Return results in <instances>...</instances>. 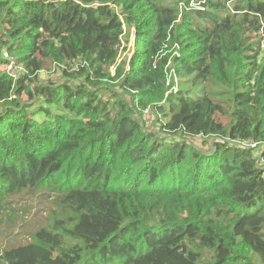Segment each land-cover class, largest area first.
I'll return each instance as SVG.
<instances>
[{
    "label": "trees",
    "instance_id": "obj_1",
    "mask_svg": "<svg viewBox=\"0 0 264 264\" xmlns=\"http://www.w3.org/2000/svg\"><path fill=\"white\" fill-rule=\"evenodd\" d=\"M263 43L264 0H0V233L50 207L0 264H264Z\"/></svg>",
    "mask_w": 264,
    "mask_h": 264
},
{
    "label": "rangeland",
    "instance_id": "obj_2",
    "mask_svg": "<svg viewBox=\"0 0 264 264\" xmlns=\"http://www.w3.org/2000/svg\"><path fill=\"white\" fill-rule=\"evenodd\" d=\"M182 8V7H181ZM183 10V9H181ZM135 30L133 28L125 29L124 28V37L122 38V47L119 51V56L117 59V63L126 62V69H128V63L130 58L132 57L135 43ZM176 50V49H175ZM175 52V51H174ZM174 53H172L173 55ZM18 69L20 68L18 65L16 66ZM116 66L110 68L111 74L114 73V69ZM7 70L10 75L16 77L18 75V71L15 70L14 67L8 70L7 65L0 66V71ZM39 78L42 81H60L61 74L58 71L57 67L51 63L46 62L44 64V70L39 74ZM128 100V98H126ZM224 122H226L225 118H222ZM29 212L28 215L25 216V225L30 223L28 229L21 227L19 225L20 220L16 219L18 215L24 214L26 211ZM50 212L49 202L48 200H44L42 204H39L36 200H30L19 202L14 206L13 216L9 213L8 216L4 219V228L0 233V245L5 247H9L11 245H16L19 243H23L26 239H28V235L31 230L35 227L43 224L47 219Z\"/></svg>",
    "mask_w": 264,
    "mask_h": 264
},
{
    "label": "built area",
    "instance_id": "obj_3",
    "mask_svg": "<svg viewBox=\"0 0 264 264\" xmlns=\"http://www.w3.org/2000/svg\"><path fill=\"white\" fill-rule=\"evenodd\" d=\"M263 46H264V43H263ZM251 146H252V147H255V145H251ZM256 151H258V152L262 151V147L257 148ZM259 165L261 166V168L264 169V159H260V160H259Z\"/></svg>",
    "mask_w": 264,
    "mask_h": 264
}]
</instances>
